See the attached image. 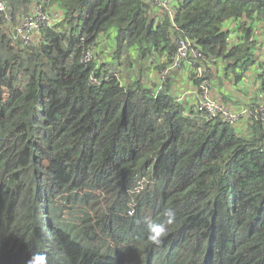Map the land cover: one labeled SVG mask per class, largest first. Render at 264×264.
Returning <instances> with one entry per match:
<instances>
[{
	"label": "trees",
	"instance_id": "obj_1",
	"mask_svg": "<svg viewBox=\"0 0 264 264\" xmlns=\"http://www.w3.org/2000/svg\"><path fill=\"white\" fill-rule=\"evenodd\" d=\"M4 1L15 25L37 0ZM42 5L51 26L28 43L0 18V264H27L34 252L47 264H264L261 122L244 120L245 134L190 116L169 77L157 88L177 38L239 81L237 70L255 63L264 0ZM103 41L117 72L99 64ZM149 71L151 89L140 82ZM61 194L65 207L82 209L76 235L54 221ZM166 209L175 221L156 245L147 223L165 220Z\"/></svg>",
	"mask_w": 264,
	"mask_h": 264
},
{
	"label": "crops",
	"instance_id": "obj_2",
	"mask_svg": "<svg viewBox=\"0 0 264 264\" xmlns=\"http://www.w3.org/2000/svg\"><path fill=\"white\" fill-rule=\"evenodd\" d=\"M159 1L160 0L151 1L156 9L161 8L158 6ZM55 11L58 12L59 17L62 16L61 12ZM59 17L54 18L59 19ZM228 28L231 29V31H229V38L234 40L236 36V33H233L236 28L235 23L232 22L229 26L227 25L225 30L228 31ZM253 37L255 44V63L247 69L239 68L237 70V72H242L243 75L239 81L225 77L223 70L224 66L221 62L207 67V76L211 78L209 97L213 101L233 110L240 109L251 103L264 102V26L261 23L254 24ZM107 43L108 41H103L102 46L97 50L99 64H105L106 70H110V72H117L119 68L111 64L112 58L110 57L109 51H107ZM155 71H149L150 80H148L149 76H147L146 73L145 75L142 74V77H140L141 84L151 89V83H154L156 79V75L153 74ZM118 78L125 80L123 75L120 77L118 76ZM169 78L171 96L180 100L182 104L192 106L197 100L198 91L192 72L190 73L186 64H184L181 69L174 71ZM245 125V123H241L239 126L243 133L247 134Z\"/></svg>",
	"mask_w": 264,
	"mask_h": 264
},
{
	"label": "built area",
	"instance_id": "obj_3",
	"mask_svg": "<svg viewBox=\"0 0 264 264\" xmlns=\"http://www.w3.org/2000/svg\"><path fill=\"white\" fill-rule=\"evenodd\" d=\"M43 0H37L32 9L31 15L27 19L18 21L13 25V20L7 13V7L4 0H0V18L13 26L16 32V37L20 38L24 43H28L31 40L32 34L37 32L41 26H51L49 17L46 15L43 5ZM171 0H160L158 6L165 8ZM176 51L170 64L164 69L160 75V83L157 88H161L162 84L165 82L166 78L169 77L174 71L181 69V67L186 64L190 73H193L194 80L198 82L197 84V100L192 106H190V116L197 115L201 118L207 120H219L230 127L238 128L244 120L249 119L253 121L261 122L264 128V102L258 103L256 106L247 105L240 109L233 110L229 107H225L218 102L213 101L209 97V92L211 89V80L206 78L207 68L204 65V57L201 53L194 49L191 41L183 38L176 39ZM86 62L90 61V55L87 54L84 58ZM92 84L98 85L99 81L92 79ZM177 102L180 100L176 99ZM193 114V115H192ZM188 115V114H187ZM264 144V135H263ZM144 181H141L137 188H135L134 193H137L142 189ZM61 206H66L65 203H61ZM135 204L131 205L127 213L128 216H132L134 212Z\"/></svg>",
	"mask_w": 264,
	"mask_h": 264
},
{
	"label": "clouds",
	"instance_id": "obj_4",
	"mask_svg": "<svg viewBox=\"0 0 264 264\" xmlns=\"http://www.w3.org/2000/svg\"><path fill=\"white\" fill-rule=\"evenodd\" d=\"M164 216L166 219L161 222L147 223V238L153 244L159 245L162 242V239L168 234L169 226L175 221V214L171 209H166ZM27 264H47V257L44 253L34 252Z\"/></svg>",
	"mask_w": 264,
	"mask_h": 264
},
{
	"label": "rangeland",
	"instance_id": "obj_5",
	"mask_svg": "<svg viewBox=\"0 0 264 264\" xmlns=\"http://www.w3.org/2000/svg\"><path fill=\"white\" fill-rule=\"evenodd\" d=\"M151 1L154 2V0H151ZM26 16H27V9L25 8L24 15H21L20 17L26 18ZM19 21H21V20H19ZM63 199L64 200L66 199V196L64 194H61L60 196L56 197L54 199L55 205H58V204L61 205V203L64 202ZM72 205L81 206V204H79V203L72 204ZM61 209H62V216L59 217V215H57L58 217L56 216L54 218V221L59 223L60 225L64 226L67 229V231L76 235L77 233H79V229H78L79 227L76 226V224L79 225V222H80V221L78 222L77 218L80 214H82L81 213L82 209H80L78 207L71 206V205H68L67 207L61 208ZM60 215H61V213H60ZM79 218H80V216H79ZM81 224H82V220H81Z\"/></svg>",
	"mask_w": 264,
	"mask_h": 264
}]
</instances>
